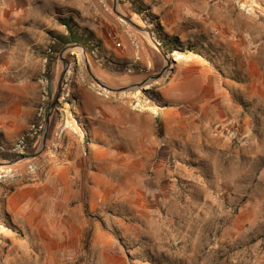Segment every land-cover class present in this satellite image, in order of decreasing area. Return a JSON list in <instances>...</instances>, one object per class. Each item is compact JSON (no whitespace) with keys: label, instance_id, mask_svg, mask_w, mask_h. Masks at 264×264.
<instances>
[{"label":"rangeland","instance_id":"rangeland-1","mask_svg":"<svg viewBox=\"0 0 264 264\" xmlns=\"http://www.w3.org/2000/svg\"><path fill=\"white\" fill-rule=\"evenodd\" d=\"M114 2L141 26L149 18L160 24L161 16L141 0H0V51L28 27L42 37L44 58L40 103L28 131L12 145H0V162H12L0 166V264H264V0L186 1L195 10L178 28L183 36L172 35L177 42L169 44L164 29V36L153 35L170 50V64L147 82L166 60L147 34L117 16ZM173 6L183 16L184 4L177 0ZM62 20L88 30L101 41L100 50L73 47L60 57L75 45L56 43L54 37L68 35ZM128 48L132 57H122ZM185 54L218 74L225 102L216 107L208 102L210 114L195 107V113L184 114L182 139H166L161 110L176 105L189 112V105L201 103L188 102L202 96L191 76L177 81L169 102L160 94L163 76L171 75ZM102 56L118 70L103 65ZM85 59L101 82L130 88L114 92L131 106L153 110V153L118 155L114 165L101 164L100 186L73 184L61 179L59 169L69 160V123L60 109H72L80 89L107 91L89 75ZM68 118L88 131L76 114ZM82 131L86 144L89 136ZM48 176L52 181L46 183ZM32 184L33 207L24 216L11 214L7 197Z\"/></svg>","mask_w":264,"mask_h":264},{"label":"crops","instance_id":"crops-1","mask_svg":"<svg viewBox=\"0 0 264 264\" xmlns=\"http://www.w3.org/2000/svg\"><path fill=\"white\" fill-rule=\"evenodd\" d=\"M149 6L150 11L160 17V25L167 35L180 36L183 33L178 28L182 27L184 18H189L193 5L184 4L183 16L180 7L173 6L177 0H141ZM188 7V8H187ZM169 21V23H168ZM23 35H17L9 46L0 51V145L10 146L28 131L40 103L42 89V72L44 61L42 55V37L33 35L28 27L22 31ZM101 38L103 37L100 33ZM108 47H112L110 44ZM116 51V48H111ZM117 55H121L116 51ZM126 58L132 57V50L128 48L124 54ZM184 62H179L166 75V85L161 86V97L169 102V94L176 90L180 78L191 76V80L199 82L200 100L188 102H201L189 105V112L178 108L176 105L169 110L162 111L166 139H182L184 131V114H192L196 108H206L208 102L216 107L217 102H225V88L218 80V74L210 65L205 64L200 58L190 54L181 55ZM181 74H184L183 76ZM189 79V82H191ZM89 87V86H88ZM78 101L70 106L72 109L62 108L61 114L69 123L66 134L69 138H76L77 142L70 143L67 139L66 165L59 169L63 172L61 179L69 178L73 184L80 183L92 186L102 185L104 173H99L101 164L114 165L118 155H151L153 153V110L152 106L137 110L119 95L118 92H100L93 86L78 90ZM199 98V97H198ZM211 104V105H212ZM207 109V108H206ZM192 110V111H191ZM207 112L212 113L207 109ZM76 114L79 122L88 127L89 142L84 144L83 135L76 122L68 118V115ZM170 114V115H169ZM52 120H50V125ZM144 123V124H142ZM148 125V126H147ZM79 128V129H78ZM82 141V143H81ZM85 150L87 159L83 158ZM84 154V153H83ZM85 173V181L82 182V174ZM51 176L45 178V182L51 180ZM90 181H96L90 183ZM35 184L27 186L23 190L12 192L6 199V207L13 215L28 213L34 203Z\"/></svg>","mask_w":264,"mask_h":264},{"label":"trees","instance_id":"trees-1","mask_svg":"<svg viewBox=\"0 0 264 264\" xmlns=\"http://www.w3.org/2000/svg\"><path fill=\"white\" fill-rule=\"evenodd\" d=\"M139 7V6H138ZM137 11L136 12H139V9H136ZM262 17V16H261ZM63 22V25L66 27L67 29V33L68 35L67 36H63V37H54V39L57 41L56 43L59 44L61 42V47L62 48L64 45L66 44H70V43H74V44H79V45H82L83 47H89L91 49L92 52H96L98 49L100 50L101 48V41L97 38H95L93 36V34H91L88 30L86 29H82V33L79 29V28L72 20H62ZM145 28L149 29L150 32L152 33V35L154 34H157L158 36H164L163 35V30L160 26V24L158 23H154L152 19L149 18V21H146L145 25H143ZM168 38V41H169V44L171 43V41H174V43H176V38H174L173 36H165ZM164 37V38H165ZM165 46V50L167 53H170V50L167 49V46L166 44H164ZM54 47V51H57L56 50V46H53ZM194 47H190L186 50H193ZM104 52V51H103ZM105 54V53H104ZM101 59H103L104 61L102 62L103 65L107 66V67H110L112 69H116L118 70L117 68H115L113 65V62L111 61V59L107 60V59H104V57L102 56ZM48 92L49 93H52L53 92V83L50 81L49 84H48ZM81 131H82V127H80ZM83 134H84V137L85 139H87V136L88 135V131L86 128L83 127Z\"/></svg>","mask_w":264,"mask_h":264},{"label":"water","instance_id":"water-1","mask_svg":"<svg viewBox=\"0 0 264 264\" xmlns=\"http://www.w3.org/2000/svg\"><path fill=\"white\" fill-rule=\"evenodd\" d=\"M113 11L117 14V16L119 18H121L122 20H124L129 26H131L132 28H134L135 30L141 32V33H144V34H147L151 40V42L154 44V46L157 48V50L164 56L165 60H166V65L162 68V70L156 74V75H152L150 76L145 82H147L148 80L149 81H156L158 78H160L163 74H165L166 70L168 69V66L170 64V62L168 61V57H167V53L163 50V48L160 46V44L158 43V41L153 37L152 33L150 32L149 29L145 28L144 26H141L135 22H133L130 18L126 17L125 15L121 14L118 10H117V5H116V2H114V6H113ZM73 47H80L84 50V47L82 45H79V44H75V45H69L67 47H65L61 53H60V57H62V53L67 50V49H70V48H73ZM84 54V52H83ZM85 62V65H86V69L89 73V75L92 77V79L94 80V82L96 84H98L100 87H102L103 89H106L108 91H127V90H130V88H112L108 85H106L105 83L101 82L90 70V67H89V64L87 62V60L85 59L84 60ZM67 67L66 66L63 70V73L61 75V80H63L64 78V75L66 74L67 72ZM145 82H142L141 84H139V86L145 84ZM61 81L59 82L58 84V87H57V90H56V93L54 95V98L50 104V108H49V111H48V114H47V117H46V120H45V132H44V138L46 136V132H47V129H48V125H49V121H50V116H51V113H52V110L53 108L55 107L56 105V101L58 100L59 96H60V93H61ZM12 162H0V166L2 165H9L11 164Z\"/></svg>","mask_w":264,"mask_h":264},{"label":"built area","instance_id":"built-area-1","mask_svg":"<svg viewBox=\"0 0 264 264\" xmlns=\"http://www.w3.org/2000/svg\"><path fill=\"white\" fill-rule=\"evenodd\" d=\"M39 128H42V126H39Z\"/></svg>","mask_w":264,"mask_h":264}]
</instances>
